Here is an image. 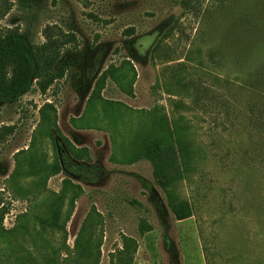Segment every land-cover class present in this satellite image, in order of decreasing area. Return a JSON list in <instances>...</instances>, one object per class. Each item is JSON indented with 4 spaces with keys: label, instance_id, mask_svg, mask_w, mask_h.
I'll return each instance as SVG.
<instances>
[{
    "label": "rangeland",
    "instance_id": "374dc122",
    "mask_svg": "<svg viewBox=\"0 0 264 264\" xmlns=\"http://www.w3.org/2000/svg\"><path fill=\"white\" fill-rule=\"evenodd\" d=\"M10 29L34 45L45 31L73 40L61 79L0 108V132L12 128L0 142V264H110L123 237L136 243L131 264H264V0H0V36ZM166 126L192 156L167 192L139 154ZM64 139L100 166L99 183L62 170L38 186L28 157L53 164ZM67 178L82 193L63 235L31 217ZM170 195L191 217L174 219ZM92 209L102 224L80 235Z\"/></svg>",
    "mask_w": 264,
    "mask_h": 264
},
{
    "label": "trees",
    "instance_id": "16d2710c",
    "mask_svg": "<svg viewBox=\"0 0 264 264\" xmlns=\"http://www.w3.org/2000/svg\"><path fill=\"white\" fill-rule=\"evenodd\" d=\"M44 39L45 42L41 45H34L27 33L19 32L17 29L7 30L0 36V102L3 105L15 103L19 98L30 93L34 86L43 94L55 81L63 77L67 68L61 59V49L71 43L73 38L70 36L68 40H63L59 36L45 31ZM105 77L106 73L102 74L96 86L103 83ZM11 133V127H4L0 132V142ZM64 143L66 151H62L60 157L53 164H43L38 167L33 158L28 157L29 174L33 176L42 174L43 179L38 183V186H42L49 176L56 175L62 170L68 177L81 183H99L102 180V169L100 166L90 163L87 150L76 149L65 139ZM26 153L20 152L18 155L23 156ZM139 154L150 163L155 183L166 192L176 182L183 179L190 169L192 159L188 142L181 137L178 130L167 126L161 130L157 128L156 132L145 138ZM18 155L16 156V170L12 178L20 173ZM83 160L85 163H82ZM81 193L80 186L72 184L71 180L67 178L63 182L62 191L58 195L53 194V199L45 212L47 215L33 212L31 219L43 229L56 230L65 235L66 222L74 209L75 200ZM65 198H67L68 209L67 216L63 219L60 208ZM169 201L171 212L176 221L191 217L192 211L187 201L179 200L171 195ZM5 213L6 210L0 212V220ZM101 224L100 215L92 209L82 225L80 235L91 236L92 231ZM139 229L140 232H147L150 231V226L141 222ZM83 250H89L88 244ZM135 250V241L123 237L121 249L111 257L110 264H131ZM80 260H82L81 257L77 259V256L70 260L68 254L63 261L64 264H81Z\"/></svg>",
    "mask_w": 264,
    "mask_h": 264
},
{
    "label": "water",
    "instance_id": "95a60500",
    "mask_svg": "<svg viewBox=\"0 0 264 264\" xmlns=\"http://www.w3.org/2000/svg\"><path fill=\"white\" fill-rule=\"evenodd\" d=\"M3 106V103L2 102H0V108Z\"/></svg>",
    "mask_w": 264,
    "mask_h": 264
}]
</instances>
